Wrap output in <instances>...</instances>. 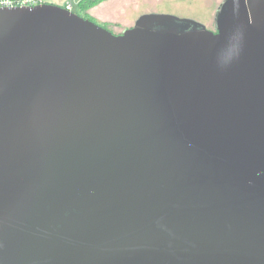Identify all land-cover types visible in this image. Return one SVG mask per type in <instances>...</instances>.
Segmentation results:
<instances>
[{
	"label": "water",
	"instance_id": "1",
	"mask_svg": "<svg viewBox=\"0 0 264 264\" xmlns=\"http://www.w3.org/2000/svg\"><path fill=\"white\" fill-rule=\"evenodd\" d=\"M216 28L0 8V264H264V0Z\"/></svg>",
	"mask_w": 264,
	"mask_h": 264
},
{
	"label": "rangeland",
	"instance_id": "2",
	"mask_svg": "<svg viewBox=\"0 0 264 264\" xmlns=\"http://www.w3.org/2000/svg\"><path fill=\"white\" fill-rule=\"evenodd\" d=\"M226 0H108L92 8V15L82 13L74 4L72 12L115 35L135 26L145 15H171L194 20L208 30H216L220 7Z\"/></svg>",
	"mask_w": 264,
	"mask_h": 264
},
{
	"label": "built area",
	"instance_id": "3",
	"mask_svg": "<svg viewBox=\"0 0 264 264\" xmlns=\"http://www.w3.org/2000/svg\"><path fill=\"white\" fill-rule=\"evenodd\" d=\"M43 4V0H0V8H13V7H35ZM66 9H72L70 3L65 7Z\"/></svg>",
	"mask_w": 264,
	"mask_h": 264
},
{
	"label": "crops",
	"instance_id": "4",
	"mask_svg": "<svg viewBox=\"0 0 264 264\" xmlns=\"http://www.w3.org/2000/svg\"><path fill=\"white\" fill-rule=\"evenodd\" d=\"M83 0H43V4H51L56 5L60 7H66L68 3L72 5V8L74 4L79 8V10L86 14V15H92L93 9L86 10L81 7ZM72 10V9H71Z\"/></svg>",
	"mask_w": 264,
	"mask_h": 264
},
{
	"label": "trees",
	"instance_id": "5",
	"mask_svg": "<svg viewBox=\"0 0 264 264\" xmlns=\"http://www.w3.org/2000/svg\"><path fill=\"white\" fill-rule=\"evenodd\" d=\"M108 0H83L82 4H81V7L83 9H88V8H92L98 4H101L103 2H106Z\"/></svg>",
	"mask_w": 264,
	"mask_h": 264
},
{
	"label": "flooded vegetation",
	"instance_id": "6",
	"mask_svg": "<svg viewBox=\"0 0 264 264\" xmlns=\"http://www.w3.org/2000/svg\"><path fill=\"white\" fill-rule=\"evenodd\" d=\"M215 33L217 32V28H216V30L214 31Z\"/></svg>",
	"mask_w": 264,
	"mask_h": 264
}]
</instances>
